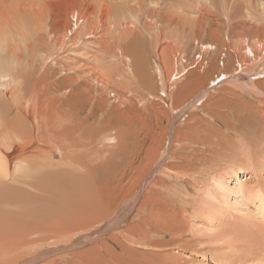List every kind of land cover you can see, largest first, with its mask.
Segmentation results:
<instances>
[{"label":"bare ground","instance_id":"6f19581e","mask_svg":"<svg viewBox=\"0 0 264 264\" xmlns=\"http://www.w3.org/2000/svg\"><path fill=\"white\" fill-rule=\"evenodd\" d=\"M218 213L215 262H264V0H0V264H197Z\"/></svg>","mask_w":264,"mask_h":264},{"label":"rangeland","instance_id":"374dc122","mask_svg":"<svg viewBox=\"0 0 264 264\" xmlns=\"http://www.w3.org/2000/svg\"><path fill=\"white\" fill-rule=\"evenodd\" d=\"M146 22V26L151 25L150 22H148V20H146L145 18L142 20V23ZM139 26L141 27V22H139ZM147 28V27H146ZM155 28L149 29L150 33L149 35L152 38H156V33L157 31L154 30ZM148 31V30H147ZM155 31V32H154ZM146 34H148L147 32L144 33V35L146 36ZM149 35L145 37L146 42L143 41V45H144V53H143V58L146 60V62L150 63L152 66H147L145 69V72L149 75L152 76L153 70H154V64L153 61L157 58L158 52L157 51H153V45L152 43L154 42V40L152 38H149ZM141 42V41H140ZM137 45H141V43H136ZM152 45V47H151ZM151 48V49H150ZM150 50V53H149ZM136 87V86H135ZM137 94H134V96L131 98L133 103L136 105L137 109L139 111L143 110L144 108H147L149 106V102L147 99H150L149 96L146 94L145 91H141L140 88H137ZM150 102H154V98L150 99ZM197 106H199V103L196 104ZM195 114V113H194ZM202 117H205L203 114H199ZM206 118V117H205ZM185 120H183L181 123L183 124ZM186 149V147H181V148H177L171 151V153L174 156H188L189 153V149L188 150H184ZM218 164L216 163V161L212 158V161L209 165V167L211 169H217V171L219 170V167L217 166ZM229 165V164H228ZM244 167L241 168L240 171L245 172ZM225 173L222 172L221 175H224ZM244 175L246 173H243ZM243 174H239V176H242ZM171 181L169 184L171 185V188H175L174 185L178 184L179 186H181L183 189L187 190V192H175V191H168L166 194L164 193V195L166 197H168L169 200L173 201L174 204H176V206H172L171 208V212H177L179 210H184L186 212V221H187V226L190 225L189 227L193 228V224H198L200 222L199 218L200 217H209V213L211 211H213V209H209L206 211L205 214H199L197 213L196 207L198 205L197 203V199H199L202 195H203V190H204V186L199 187V192L197 195L194 194V192L186 185L183 184L181 182H175ZM166 182V181H164ZM157 189V188H156ZM233 197L230 198L231 204L233 205L232 208H229V206H226L227 210L231 212V215L228 216H235L234 211L235 209L238 208V204L233 203ZM217 208V207H216ZM217 210L219 211V209L217 208ZM170 211V210H169ZM190 215V217H189ZM218 213L217 217L213 218L214 223L208 222L207 224H203L204 228H198V229H202L203 231L202 233L199 232V234H197V238L195 237L196 240V247H195V251L192 254H189V252H182L185 256L187 257H191L197 264H217L214 260V258L217 255V252L220 248H222L223 246H220L218 244V240L221 239L224 234L222 233L220 236H218L220 229L225 228L227 225L224 222H216L219 217H222L221 215ZM240 216V215H238ZM243 217H237L235 216L233 221L237 220V224L238 221ZM226 218V217H225ZM196 219V222H195ZM212 220V219H211ZM227 220V218L225 219ZM240 223H242V220L239 221ZM222 223V224H221ZM201 224V222H200ZM155 232V231H154ZM150 233H152L153 238L157 241H164L166 242L168 240L169 235L166 234L165 238H160L158 236V234H154L152 229L150 230ZM145 249H141L140 251L142 252H148ZM153 252V251H150ZM180 252V251H179ZM161 255L163 254L162 251H157L156 254ZM259 259V258H257ZM256 264H264V262H257Z\"/></svg>","mask_w":264,"mask_h":264}]
</instances>
